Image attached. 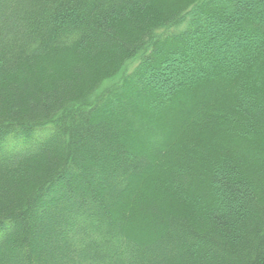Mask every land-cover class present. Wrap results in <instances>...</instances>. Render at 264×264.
Segmentation results:
<instances>
[{
	"label": "trees",
	"instance_id": "trees-1",
	"mask_svg": "<svg viewBox=\"0 0 264 264\" xmlns=\"http://www.w3.org/2000/svg\"><path fill=\"white\" fill-rule=\"evenodd\" d=\"M0 264H264V0H0Z\"/></svg>",
	"mask_w": 264,
	"mask_h": 264
},
{
	"label": "rangeland",
	"instance_id": "rangeland-1",
	"mask_svg": "<svg viewBox=\"0 0 264 264\" xmlns=\"http://www.w3.org/2000/svg\"><path fill=\"white\" fill-rule=\"evenodd\" d=\"M239 46L238 47H245V45H247L248 43L247 42H240L239 41ZM132 64H134V63H129V66H125V68L115 77V78H113V79H111V80H109V81H107V82H105L104 84H103V89L105 88V87H107V86H111V85H114L115 83H117L118 81H121V78H122V76L124 75V74H126L127 72H128V70H130L131 68H132ZM166 75V74H165ZM168 76V75H167ZM169 77H170V75H169ZM159 79H161V77H159ZM172 79V77H170V80ZM173 79H176V78H173ZM167 88V90L169 89L168 88V86L166 87Z\"/></svg>",
	"mask_w": 264,
	"mask_h": 264
}]
</instances>
